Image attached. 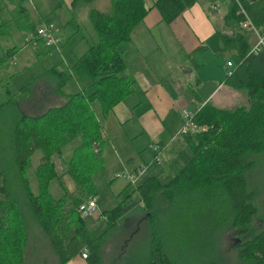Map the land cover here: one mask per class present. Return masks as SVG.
<instances>
[{
    "label": "trees",
    "instance_id": "trees-1",
    "mask_svg": "<svg viewBox=\"0 0 264 264\" xmlns=\"http://www.w3.org/2000/svg\"><path fill=\"white\" fill-rule=\"evenodd\" d=\"M94 1L73 0L71 8L76 12L81 5L90 6ZM230 1L228 20L235 34L230 38L222 36V40L228 49L235 50L237 57L228 82L236 89L247 90L250 105L233 110H219L210 104L202 107L194 115L199 130L180 136L169 151L173 155L162 156L161 165L151 166L135 190L130 191L131 186H127L117 207L103 213L106 229L100 236L90 237L78 210L95 195L92 176L102 170L103 133L91 105L97 102L106 115L126 97L137 93L142 96L135 80L125 75L127 64L120 48L130 41L147 15L144 0H110L109 12L90 10L88 17L96 42L72 67L46 72L56 83L57 95L65 100L62 106L28 117L16 109L13 97L0 104V150L5 146L9 152L8 158L0 155V264H23L24 261L28 238L18 199L20 193L53 245L59 264H67L77 254L81 257L83 250L87 252L83 259L86 264H101L103 239L116 228L125 210L137 204L133 200L135 192L139 193L142 209L151 215L153 227H157L156 216L163 217L174 211L178 218L185 208H198V200L203 199L199 211L207 219H215L218 229L237 231L241 238L239 258L248 264H264V230L257 232L251 227L257 209L246 177L255 167L253 156L264 155V50L250 53L239 25L244 19L237 14L233 0ZM195 2L154 0L153 8L168 25ZM9 3L14 7L10 22L17 31L24 36L35 34L38 27L29 23L23 0H0V14ZM242 4L252 24L264 27V0H242ZM7 25L0 24V34H4ZM53 51L48 49L39 56ZM14 53L9 50L0 58V69ZM71 80H90L93 91L65 95L62 89ZM75 140L79 143L72 151L67 168L58 175L53 158L60 157L63 148ZM95 145L97 153L92 149ZM36 152H40L41 158L37 169L38 194L34 195L26 171ZM63 175L72 179L76 190L56 200L49 192V185ZM158 198L165 203L164 210L157 206ZM160 242L151 247L144 264H176Z\"/></svg>",
    "mask_w": 264,
    "mask_h": 264
},
{
    "label": "rangeland",
    "instance_id": "rangeland-1",
    "mask_svg": "<svg viewBox=\"0 0 264 264\" xmlns=\"http://www.w3.org/2000/svg\"><path fill=\"white\" fill-rule=\"evenodd\" d=\"M58 2L59 0H23V7L27 11L29 23L35 27L53 24L54 35L58 34L61 39L59 50H54L46 55L37 56V54L46 53L48 49L41 42H38L36 49H33L27 43L28 37L33 34L23 36L10 22L13 5L7 4L6 10L0 14V24H9V28L3 30L4 34H0V58L9 50L15 52L6 66L0 69V89H2L0 90V101L3 100L6 90L12 94L14 100H22L28 97V91L34 85L40 82L51 83L49 77L46 76L47 71L57 65H62V62L66 66L72 67L75 60L70 55L71 50L75 48L79 53L80 49L88 43L84 50L86 51L87 47L96 42L95 31L87 18L79 20L82 30L80 32L73 33V29L65 25L69 14L66 8L56 11ZM83 38L86 43H82L84 42ZM175 63H177V59L171 58L169 71H173ZM184 69L189 71L187 67ZM182 72L184 71L182 70ZM178 74L180 75V73ZM172 79L173 76H169L167 80L169 84ZM72 88L74 90H71ZM64 90L89 94L93 91L92 81L76 82L71 80ZM176 97L175 94L169 104V112L171 118L176 115L174 119L178 118V120L175 123L180 122V128H182L183 122L179 112L182 109L190 112V109L176 103ZM91 108L108 139L102 145L100 157L102 170L95 171L92 176L93 191L96 193L98 206L93 214L83 217L85 228L92 237H96L102 234L106 228L103 213L110 212L117 207L123 198L119 197V194L128 186V182L124 178L116 179V175L130 173L151 164L154 158L151 148L158 147L159 144L158 141L152 142L146 135H143L137 123L133 121L123 122V124L116 123L111 114L102 115L97 102H94ZM78 143L79 140L73 141L63 148L60 157L53 158L59 175L65 172L71 159V153ZM1 148V157L8 158L7 148L5 146ZM92 149L94 150V147ZM40 157V153H35L31 160V167L26 171V178L34 195L38 194L35 170ZM253 157L255 167L246 177L248 190L254 193L253 203L257 209V216L253 219L251 227L254 231L259 232L264 230V155ZM71 180L69 176L63 175L59 180L51 181L49 192L52 198L59 199L66 193V190H63L60 185L65 187L70 183L75 187ZM132 189L136 188L131 187L129 190ZM18 194L19 191H17ZM133 198L137 204L125 210L124 215L118 220L117 227L103 239L100 252L101 264H144L151 247L157 242L159 243V240L162 242L160 243L163 250L176 264H248L239 258L238 245L241 238L237 236V231L231 228L218 229L215 219L209 220L205 214L199 211L200 205L204 202L203 199L198 200V208L193 210L185 208L178 218L176 214L174 215V211H170L169 215L165 213L163 217L156 216L157 219L154 221L158 220L156 221L157 227H153L149 219L151 215L142 209L139 193L135 192ZM18 199L24 214L25 228L28 231L27 248L30 249H28L27 256L25 254L24 264H59L56 256L51 255L48 250L42 247L41 241L45 239L42 234L35 232L34 226H38V223L23 202L24 198L21 193L18 195ZM156 202L160 209H165V203L159 198ZM157 255L156 261L159 262ZM69 264H85V262L81 257H77Z\"/></svg>",
    "mask_w": 264,
    "mask_h": 264
},
{
    "label": "crops",
    "instance_id": "crops-1",
    "mask_svg": "<svg viewBox=\"0 0 264 264\" xmlns=\"http://www.w3.org/2000/svg\"><path fill=\"white\" fill-rule=\"evenodd\" d=\"M72 2L73 0H59L56 11L66 8L69 19L65 25L72 28L73 33L82 31L79 20L81 18L89 20L90 10L109 12L111 8L110 0H95L90 6L81 5L76 12H73ZM216 2L217 4H215ZM144 3L148 10L147 15L141 25L132 33L130 41L120 48L127 64L125 75L131 76L135 80L142 96L137 93L126 97L105 116L111 114L118 124L127 121L137 123L143 135H146L152 142L158 141L159 146L163 148L162 156L169 158L173 155L169 151L174 142L180 138L181 130L180 122L175 123L178 118L174 119L176 115L171 118L169 112V104L175 94L177 95L176 103L188 107L190 113L194 115L206 104L219 110H233L237 107H248L250 100L246 89H236L228 82V70H235V58L237 57L235 50L228 49L222 40V36L230 38L233 33L235 34L234 28L230 26L228 20L231 10L230 0H196L191 8L185 10L179 18L168 25L161 21L159 12L153 8L154 0H144ZM7 28H9V24ZM241 35L251 50L257 43V37L255 34L245 31L241 32ZM83 41L82 43H86L84 38ZM86 46L88 43L80 49L79 53L75 48L71 50L70 55L75 62L87 51H84ZM171 58L177 59L173 71H169ZM228 62L232 63L230 69L227 68ZM185 67L189 68V71H185ZM54 68L63 71L64 68L70 67L62 62V65H57L52 69ZM182 70L184 72L181 73ZM169 76H173L170 84L167 81ZM50 82H40L34 85L28 91V97L15 100L16 109L25 116L37 117L51 108L62 106L65 100L57 95L56 83L51 80ZM67 85L68 83L62 89L65 95L77 93L65 91ZM10 97H13L12 94L6 90L0 104L7 102ZM142 106H145L146 109L142 110ZM181 112H179V116L182 118ZM101 128L103 144H105L108 139L102 126ZM100 154H102V146ZM40 158L35 170L36 179ZM60 186L66 190L65 194L76 190V187L70 183L65 187ZM126 188L127 186L119 194V197ZM93 197L96 198V193ZM34 230L42 234L45 239L41 241L42 247L48 250L51 255H55L58 260L55 249L41 226L39 224L34 226ZM26 232L28 234L27 230ZM90 237L92 236L90 235ZM27 247L23 264L25 263V254L27 256L29 249ZM77 257H80V254L73 257L67 264ZM82 261L85 262L83 259Z\"/></svg>",
    "mask_w": 264,
    "mask_h": 264
},
{
    "label": "built area",
    "instance_id": "built-area-1",
    "mask_svg": "<svg viewBox=\"0 0 264 264\" xmlns=\"http://www.w3.org/2000/svg\"><path fill=\"white\" fill-rule=\"evenodd\" d=\"M233 2L236 4L238 12L237 14L241 17H243V21L240 22V27L243 31L245 32H250L255 34L257 37V43L256 45L251 48L250 53L251 54H257L264 50V27L257 28L255 27L252 22L249 20L242 4V0H233ZM55 27L53 24H43L40 25L35 34L31 35L27 39V43L33 48L36 49L37 43L41 42L43 46L47 49H54V50H59V46L61 44V39L54 35ZM232 63L228 62L227 63V68H231ZM228 76L232 74V70H228ZM182 118H183V125L180 130L179 136H184L189 133H194L198 131V127L194 123V114L182 110L181 112ZM151 150L154 152V158L151 164L145 165L143 167H140L139 169H136L133 172H128L123 175H116V179L124 178L127 182L128 185H130L133 188H136L139 181L141 178L144 176V174L147 172V170L151 166H159L162 164V153H163V148L161 146L158 147H152ZM94 152H98V148L95 145L94 146ZM97 207V200L95 197H91L87 200V202L81 204L79 206V212L82 217L89 216L95 212V209ZM87 255L86 251H83L81 254V258L85 259Z\"/></svg>",
    "mask_w": 264,
    "mask_h": 264
}]
</instances>
